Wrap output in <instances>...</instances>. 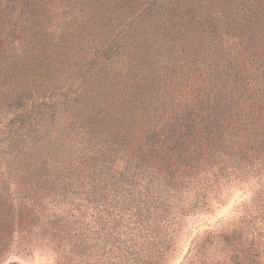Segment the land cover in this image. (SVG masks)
I'll use <instances>...</instances> for the list:
<instances>
[{
    "label": "rangeland",
    "instance_id": "obj_1",
    "mask_svg": "<svg viewBox=\"0 0 264 264\" xmlns=\"http://www.w3.org/2000/svg\"><path fill=\"white\" fill-rule=\"evenodd\" d=\"M0 5L14 7L15 12L23 16H39L45 25L55 27L63 35V43L68 42L60 50L67 53L60 56L59 62H65L64 67L57 69L58 60L55 58L46 76L41 80L34 77V84L22 87L23 93L18 98L0 99V264H74L77 260L69 255L73 245L66 244L70 240L65 239L64 246L58 245L57 239L45 232L55 219V212L61 213L57 218L62 219L60 222L72 223L73 206H81L84 211L83 225L89 224L92 232L100 231V239L96 240L91 234L89 246L93 251L96 245L107 239L109 242L118 238L115 232L122 235L127 245L130 244L133 234L140 229L138 220H143L137 211L138 206L146 200L149 192H152L151 195L168 193L164 198L157 196L150 200L153 207L158 205L156 198L158 202L171 205L169 211L174 213L183 207L182 204L194 203L201 197L198 193L206 187H209L210 197H207L203 210L183 220L178 248L171 256L167 253L161 264H235L229 256L235 259L238 254L241 258L253 255L255 264H264L263 141L258 144L257 160L252 170L243 177H236L233 164L224 173H219L214 166L210 172L198 174L199 177L182 176L178 182H172L164 173L159 175L156 168L148 171L144 166L124 160L119 151L111 148L97 151V133L86 130L81 143L84 148L79 152L86 153L81 159L83 166L77 172L75 184L66 186V190L60 189L63 185L58 186V194L52 195L56 201L59 200L57 209L53 199L48 206H43L36 196L33 197L38 202L32 206L15 192L16 185L10 180L12 167L25 164L33 152H41L46 139L61 130L59 120H70L68 116L59 118L58 112L62 110L68 115V109L78 97H66L60 93L85 88L87 82L81 85L86 75L95 77L94 67L97 64L90 63L94 56H101L102 46L113 45L116 43L114 37L118 36L123 47L132 46L138 56L150 57L149 64L156 68L172 57L169 52L172 43L177 48L187 47L182 35L173 39L175 35L168 33L174 31V34H181L179 29L184 25H188V30L195 28L194 23L188 22L194 13L212 36L224 42V53L229 54L227 63H232V73L235 71L237 74L234 86L241 84L239 89L235 87L241 105L250 110L258 107L260 98L255 93L264 89V0H0ZM186 12L189 13L186 15ZM30 17L29 20H32ZM170 18L177 19L181 24L171 27ZM22 22L28 24L26 18ZM13 23L19 24V21H6L4 24L14 26ZM159 26L165 27L161 30ZM197 29L193 30L189 39L196 38ZM207 38L210 40V36ZM214 60L220 58L214 57ZM20 62L16 61L10 67L8 61H1L0 74L4 75L6 71V74L23 75L26 69L29 73L36 71L35 58L29 65H20ZM220 63L222 66L227 64L225 60ZM239 78L243 80L239 82ZM39 82L41 85H38ZM234 104L224 99L220 101L217 115L218 119L221 118L220 122L228 118ZM251 119L249 116L241 122L244 129H251L247 130L248 133L264 129V118L256 124ZM101 170L105 172L102 177L98 175ZM62 180H59L60 184ZM51 192L54 194L55 189ZM62 194L67 197H61ZM102 204L106 211L101 207L93 208ZM158 217L164 227L159 223V230L154 233H166L171 221L163 220L162 214ZM152 223L147 218L142 222L145 227ZM231 232L234 235L228 238ZM210 233L216 245L205 249V259L195 246ZM69 234L72 235V232ZM219 234L224 235L220 237ZM231 243L237 245L236 248ZM130 256L137 257L136 254ZM125 261L126 258H123L121 263ZM121 263L117 260V264Z\"/></svg>",
    "mask_w": 264,
    "mask_h": 264
},
{
    "label": "trees",
    "instance_id": "obj_2",
    "mask_svg": "<svg viewBox=\"0 0 264 264\" xmlns=\"http://www.w3.org/2000/svg\"><path fill=\"white\" fill-rule=\"evenodd\" d=\"M15 11L14 7L0 5V63L8 61L11 67L20 60V65H29L35 58L36 71L29 73L26 69L23 75L6 74V71L4 75L0 74L2 100L18 98L23 93L22 87L33 83L34 77L41 80L51 70L50 65L55 58L58 60L56 68L64 67L65 62H59L60 56L67 55L60 50L68 42L63 43V35L59 34L55 27L45 25L39 16H23ZM188 13L186 12V15ZM29 17L33 19L29 20ZM25 18L28 24L22 22ZM190 19L188 22L194 23L195 28H198V37L189 39L195 28L188 30V25L179 29L181 34H174V31L168 33L175 35L173 39L182 35L187 47L177 48L172 43L169 50L172 57L156 68L149 64L150 57L138 56L132 46L123 47L118 36L114 37L116 43L113 45L107 48L102 46L101 56H94L90 63L99 65L94 67L95 77L86 75L81 85L87 82L85 88L60 93L66 97H78L68 109V115L62 110L58 112L59 118L68 116L70 120H59L61 130L54 137L46 139L43 150L30 154L25 164L12 167L10 180L16 185L15 192L22 196L24 201L27 200L26 202L35 206L40 200L43 206H48L53 199L52 203L57 209L59 200L56 201L52 195L58 194V186L63 185L60 189L66 190V186L75 184L77 172L83 166L81 159L86 153L79 152L84 148L81 143L86 130L97 133V151L100 148L119 151L124 160L133 161L136 166H144L148 171L156 168L159 175L164 173L172 182H178L182 176L199 177L198 174L210 172L214 166H217L219 173H224L230 165L235 164L233 173L238 178L250 173L257 160L258 144L264 142V129H258L257 133H248L247 130L251 129H244L241 122L249 116L255 124L262 121L264 98L261 99V94L264 95V89L255 93L260 98L258 107L250 110L241 105L242 101L235 91V87L239 89L241 84L234 86L237 74L235 71L232 73V63H227L229 54L224 53V42L212 36L196 13L191 14ZM15 20H18L19 24H4L6 21ZM172 20L170 18L171 27L181 24L177 19L173 20L174 22ZM160 26L158 29L161 30L165 27ZM10 31L12 33H9ZM16 34V37L12 36ZM209 36L210 40L207 38ZM94 50L97 51L95 47ZM107 54L110 56H106ZM214 57H219L220 60H214ZM222 60L227 63L225 66L221 65ZM86 72H89V67ZM240 80L243 78L238 79L239 82ZM17 89L18 91H15ZM222 99L234 102L235 107L228 118L220 122L221 118L218 119L217 115ZM262 156L264 158V155ZM210 163L212 165L209 166ZM104 174L103 170L98 173L101 177ZM61 178L63 180L60 184ZM208 188L198 193L201 197L194 203L182 204L183 207L174 213L169 211L171 205L158 202L157 198L155 200L158 205H152L151 200L157 196L164 198L168 193L151 195L152 192H149L146 200L141 202L137 209L143 216V220H138V231L149 232L137 231L128 245L122 240V235L114 231L115 235H119L118 238L108 242L106 236L107 242L96 245V249L92 251V246H89L91 234L97 240L101 238L100 231L92 232L89 224L83 225L84 211L77 205L73 206L72 223L60 222L62 219L57 218L61 213L55 212V219L46 227L49 229L45 232L57 239L58 245L64 246L63 241L70 240L71 243L68 241L66 244L73 245L69 255L77 260L74 264H117V260L121 263L123 258L127 261L121 264H161L167 253L171 256L177 250L183 220L188 215L203 210L207 197H210ZM54 189L53 194L51 191ZM177 195L175 192L174 196ZM33 196H36L38 201ZM61 197L66 198L67 195L62 194ZM98 207L106 211L103 204L93 208ZM160 214L164 217L163 220L171 222L166 233L158 234L154 232L159 230ZM145 218L153 221L148 227L142 224ZM222 235L224 234H219L220 237ZM233 235L231 232L227 237ZM215 243L214 236L210 233L196 244L195 250L203 253L204 257L206 248ZM232 246L236 248L237 245ZM130 254H136L137 257H131ZM229 257L235 264H255L253 255L247 254L241 258L238 254L234 256L235 259L232 255Z\"/></svg>",
    "mask_w": 264,
    "mask_h": 264
}]
</instances>
